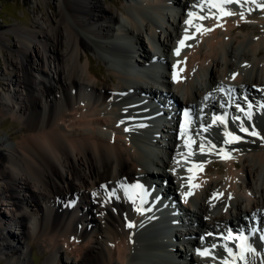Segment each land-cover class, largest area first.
I'll return each instance as SVG.
<instances>
[{
    "label": "bare ground",
    "instance_id": "1",
    "mask_svg": "<svg viewBox=\"0 0 264 264\" xmlns=\"http://www.w3.org/2000/svg\"><path fill=\"white\" fill-rule=\"evenodd\" d=\"M125 1L121 9H112L104 0H42L52 8L50 12L35 13L32 28L13 25L0 30V39L7 31H14L17 52L14 57L6 58L15 72L9 81H13L17 91L0 93V114L19 118L24 128L18 143L9 145L4 140L7 147L0 155V205H8L12 216L0 214V252H6V264H32L26 257V244L33 237L41 239L47 247L45 264H58L57 256L68 249L78 257L74 264H137V253L158 248L155 237L150 236L141 222L147 211L145 203L142 211L136 212V207L143 204L142 192L147 187L144 179L154 178L138 173V170L147 171L148 166L142 161L138 135L130 129L132 122H138L142 128L153 120L144 118L145 113L140 111L144 106L136 99L142 91L154 99L157 94L153 92H161L157 87H164L165 92L159 95L163 97L164 109L166 105L179 108V99L187 108H193L194 94L203 91L201 84L207 87L203 92L207 97L206 111L212 112L219 109L211 100L215 94L209 88H226V92L232 94L236 91L235 84L242 86L248 104L242 103L241 107L248 120L235 114V124L231 125L233 136L241 139L225 144L224 141L231 138L218 136L221 126L216 121L213 123V118L201 119L208 129L204 134L201 158L205 152H211L220 156L225 166L224 170L221 167L218 171L212 170L216 164L213 160H189L181 156L182 147L193 151L197 146H190L185 139L177 140L178 128L182 130L184 126L180 115L174 116L171 109L160 108L161 111L154 114H166L171 120L168 125L161 124L162 136L159 137L163 138L156 140V146L161 148L162 142L171 145L168 163L177 166L178 161H182L185 170L182 178L168 171L160 177L159 183L169 180L173 184L174 192L169 191L172 197L176 195L175 189L180 190L181 209L188 212L190 220L196 219L198 227L185 233L198 232L195 234L203 239L204 245L209 248L215 245L213 248L229 258V264H235V258L237 264H264V239H261L264 228V139H261L264 137V101L259 99L260 112L253 103L258 97L257 82L264 84V30L249 24L262 22L263 18L257 16L254 8L264 10L258 6L264 5V0H243L244 7L240 10L232 3L206 0L216 5L217 10L228 8V12L204 10V16L210 18L198 25L195 15L200 11L193 8L189 13L194 15L190 17L188 13V17L194 27L187 32L183 13L189 5L174 0L177 8L170 1L166 2L163 10L167 9L169 15L164 17L162 39L157 46L148 42L161 57L165 72L161 73L162 82H149L145 89L125 67L122 71L118 70L119 65H107L108 73L112 74L109 85L89 65L90 52L102 58L99 51L112 48L118 51L123 65L128 60L137 67L148 62L150 51L142 35L150 28L154 37L156 25L144 23L148 18L139 3ZM144 1L151 5L150 0ZM187 2L205 9L202 0ZM134 11L140 15L141 22L132 14ZM117 23L126 42L130 44L134 40L135 47L142 52L141 59H137L141 63L127 59L123 45L116 43L118 37L112 26ZM179 38L186 42L177 55L174 48ZM100 39L113 45L104 44ZM32 40L37 42L39 51L31 55ZM33 73L39 75V82ZM232 95L226 98L233 99L234 103L241 102L239 97ZM223 102L227 103L225 99ZM233 111L230 112L234 115ZM147 115L153 117L151 113ZM257 119L263 122V127L252 125L260 123ZM242 126L249 132L254 127L260 136L241 132ZM185 132L189 133L188 139L194 138L192 129ZM219 147L225 152L219 151ZM226 156L230 158H224ZM18 189L24 196H19ZM86 215L90 216L89 221ZM29 216L32 230L26 224ZM7 219L20 225L19 234L24 243L15 237L9 238L13 233L5 230ZM250 229L257 231L250 236ZM228 232L232 238L225 239ZM230 239L234 245L228 242ZM239 239L247 241L244 260L239 259L242 251L236 247ZM249 246L255 252L246 251ZM181 247H184L185 258L177 261ZM200 253L190 252L188 245L179 246L173 248L171 255L166 254L164 259L151 264L214 263L212 258Z\"/></svg>",
    "mask_w": 264,
    "mask_h": 264
},
{
    "label": "rangeland",
    "instance_id": "2",
    "mask_svg": "<svg viewBox=\"0 0 264 264\" xmlns=\"http://www.w3.org/2000/svg\"><path fill=\"white\" fill-rule=\"evenodd\" d=\"M181 1V0H180ZM105 4L109 6L112 9H115L116 7L121 9L122 3L126 4L127 2L125 0H104ZM126 2V3H125ZM177 3H181L178 2ZM182 4V3H181ZM190 4V2L188 3ZM52 7H48L45 5L42 0H0V30L1 29H7L12 27L13 25H19L21 27H28L32 28L33 27V15L35 13L40 14V12H50ZM209 11V10H208ZM254 11L257 13L258 17L263 18L262 22H252L249 23L251 26H258L260 29L264 30V10L263 9H257L256 7L254 8ZM14 31H7L5 36L0 39V93L4 94V92H10L14 94L17 90H14V83L13 81H9L10 77L15 73L14 70L11 69V66L7 64L6 58L10 56L14 57L17 55L15 49L16 46L14 43H16V36L14 35ZM144 38V37H143ZM142 38V39H143ZM144 42V41H143ZM186 41L182 44V48L185 44ZM31 55L34 54V52H38V44L35 40H32L31 42ZM180 50V51H181ZM89 58H90V69L92 71H96L99 73V77L102 79H106V81L110 85V77L112 76L111 73H108V66L109 64H106V62L102 58H98L95 56L94 53L90 52L89 53ZM85 60V56L82 54V61ZM111 75V76H110ZM33 77H35L36 81L39 82L40 78L37 73H33ZM97 82V81H96ZM1 94V95H2ZM58 96V93H56ZM260 123H254L252 125H258L263 127V122L260 121V119H257ZM23 125L20 122L19 118H13L11 115H6L2 116L0 114V155L2 154V150L6 149L7 145H5L4 140L6 139V144H15L18 143V140L24 135L23 130ZM209 156L210 158L207 160H213L216 164L213 166L212 170H217L218 168H222L223 170L225 169L224 163L220 160V156H217L214 153L208 152L203 155L202 159H205V157ZM251 162V161H250ZM249 170L250 168L247 167ZM172 173V172H171ZM173 174V173H172ZM175 176V175H174ZM178 177V176H176ZM252 178V177H251ZM250 179V177H249ZM251 180V179H250ZM252 184L254 185V181L251 180ZM170 188V184H169ZM173 188V184L171 183V188ZM19 191V196H24V193L22 190H17ZM83 200L85 198H82ZM9 206L8 205H0V214L1 216L6 215L8 218L12 217L10 216L9 213ZM87 221H89L90 216L86 215ZM8 220V219H7ZM6 221V220H5ZM9 223L7 224V227L5 230L11 231L13 233V236L9 237L14 238L15 240H21L20 243L22 242V239L20 238V225L14 223L15 221L13 219L8 220ZM234 221L232 220V223ZM27 226H33L32 225V220L31 217L26 220ZM10 225V226H9ZM14 225V226H13ZM33 239V240H32ZM28 240L26 244L27 248V254L26 257L32 262V264H45V259H46V254H47V247L45 243L41 239H35L34 237ZM64 248H66L64 246ZM66 253L61 252L60 255L57 256L56 262L58 261V264H74L73 262L76 261L78 258L77 256L74 255L73 252H69L68 250H65ZM223 257L222 261L225 264H228L229 261L226 257V255L223 252H219ZM6 252H0V264H6L7 263V258H6ZM73 254V255H72ZM69 256V257H65ZM75 256V257H74ZM72 261V262H71Z\"/></svg>",
    "mask_w": 264,
    "mask_h": 264
},
{
    "label": "snow or ice",
    "instance_id": "3",
    "mask_svg": "<svg viewBox=\"0 0 264 264\" xmlns=\"http://www.w3.org/2000/svg\"><path fill=\"white\" fill-rule=\"evenodd\" d=\"M224 2H225V3H234V2H236V0H224ZM253 2H254V0H253ZM212 6L215 7L216 5H212ZM258 6L264 7V5H258ZM225 14L231 15L232 13H225ZM193 15H194L193 13H189V16H190V17L193 16ZM241 16H243V13H241ZM205 18H210V17H200V19H205ZM185 23H186V24H190L191 21H190V20H186ZM198 30H199V29H198ZM210 30H211V29H204V31H210ZM185 32H187V29H185ZM186 38H191V37H186ZM179 43L182 45V44L184 43V41L181 40ZM175 51H176V54L178 55L180 49L177 48ZM205 99H207V97H205ZM185 115L187 116L188 114L185 113ZM216 120H220L221 123H223V118H222V117H216V118L214 119L213 123H215ZM209 127H211V126H209ZM204 130L207 131L208 129L205 128ZM240 131H241V132H246V133H248V134L251 135V136H260V133H258V132L255 130L254 127H253V130H252L251 132H249L248 128H245V127L242 126V127L240 128ZM225 135L231 137L230 140H225V141H224L225 144L231 143V142H233V141H238V140L241 139V137H239V136H232L231 133H227V132H226ZM261 139H264V137H261ZM212 147H215V146L213 145ZM203 151H204V145L201 144V152H203ZM224 158H230V157L226 156V157H224ZM135 187H142V186H140V185H135ZM113 194H114V193H113ZM131 226H132V225L129 224V227H131ZM229 238H232V237H231V233H229V236L225 237V239H229ZM244 239H247V237H244ZM261 239H264V237H261ZM213 247H215V245H213ZM224 247L227 248V245H224ZM227 250H228L229 254L232 253V250H231V249H227ZM198 251H199V250H198ZM246 251H248V252H255V249H253L252 247L249 246V247L246 249ZM200 254L203 255L204 253H200ZM239 259H241V260H244V259H245L244 255H243V251L241 252V254H240V256H239ZM225 264H226V262H225Z\"/></svg>",
    "mask_w": 264,
    "mask_h": 264
}]
</instances>
